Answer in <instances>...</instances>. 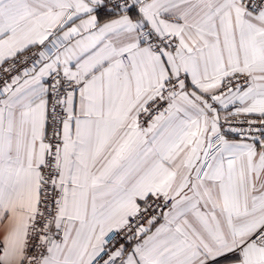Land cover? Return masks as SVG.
I'll list each match as a JSON object with an SVG mask.
<instances>
[{
    "label": "snow or ice",
    "instance_id": "6c2138e0",
    "mask_svg": "<svg viewBox=\"0 0 264 264\" xmlns=\"http://www.w3.org/2000/svg\"><path fill=\"white\" fill-rule=\"evenodd\" d=\"M0 264H264V0H0Z\"/></svg>",
    "mask_w": 264,
    "mask_h": 264
}]
</instances>
